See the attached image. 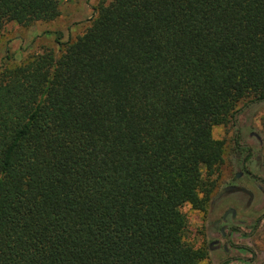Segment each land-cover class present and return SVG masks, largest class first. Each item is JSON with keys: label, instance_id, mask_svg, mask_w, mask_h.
I'll return each instance as SVG.
<instances>
[{"label": "trees", "instance_id": "obj_1", "mask_svg": "<svg viewBox=\"0 0 264 264\" xmlns=\"http://www.w3.org/2000/svg\"><path fill=\"white\" fill-rule=\"evenodd\" d=\"M59 7L0 0V28ZM88 22L0 69V264H199L182 208L214 190L213 128L264 102V0H111Z\"/></svg>", "mask_w": 264, "mask_h": 264}, {"label": "rangeland", "instance_id": "obj_2", "mask_svg": "<svg viewBox=\"0 0 264 264\" xmlns=\"http://www.w3.org/2000/svg\"><path fill=\"white\" fill-rule=\"evenodd\" d=\"M110 1L60 0V14L51 21L5 23L0 28V69L21 65L47 50L58 54L59 34L61 43L73 41L88 26L95 9ZM244 103L237 105L240 111L236 118L213 128V137L224 141V163L213 177L216 183L205 210L193 209L189 204L182 208L188 219V239L207 254L199 264H220L239 255L250 261L227 264H264V102L246 106ZM236 135L241 145L249 147L247 154L246 150L235 148ZM233 226L243 233H231L232 243L247 244L251 251L237 249L227 242L226 236Z\"/></svg>", "mask_w": 264, "mask_h": 264}, {"label": "flooded vegetation", "instance_id": "obj_3", "mask_svg": "<svg viewBox=\"0 0 264 264\" xmlns=\"http://www.w3.org/2000/svg\"><path fill=\"white\" fill-rule=\"evenodd\" d=\"M246 147H248L247 145H245ZM249 148V147H248ZM248 153V151L246 152V154ZM244 160H245V158H244ZM244 162V161H243ZM249 174V173H248ZM249 176H251V174H249ZM253 178H255V177H253ZM256 180H260L259 178H255ZM264 181V180H263ZM232 212V211H231ZM233 213V212H232ZM262 216H264V215H262ZM261 216V217H262ZM260 217V219L259 220H257V223H259L260 221H261V219L263 218H261ZM258 224H256L255 225V228H256V226H257ZM254 228V229H255ZM234 231H238V232H240V234H242L243 232L241 231V229L239 228V227H237V226H233V227H231L230 228V230H229V233L227 234V236H226V239H227V242L228 243H231L235 248H237V249H242V250H247V251H251V248H250V246L249 245H247V244H244V245H237V244H233L232 243V241H231V233H233ZM209 246L210 247H212L211 246V244H209ZM233 261H243V262H249L250 261V259H247L246 257H243V256H241V255H239V256H234L233 258L231 257V258H228L227 260H225V261H223V262H221L220 264H227V263H232Z\"/></svg>", "mask_w": 264, "mask_h": 264}, {"label": "water", "instance_id": "obj_4", "mask_svg": "<svg viewBox=\"0 0 264 264\" xmlns=\"http://www.w3.org/2000/svg\"><path fill=\"white\" fill-rule=\"evenodd\" d=\"M236 116H237V113H235L234 118H236Z\"/></svg>", "mask_w": 264, "mask_h": 264}]
</instances>
